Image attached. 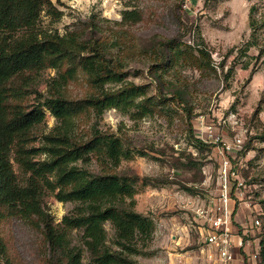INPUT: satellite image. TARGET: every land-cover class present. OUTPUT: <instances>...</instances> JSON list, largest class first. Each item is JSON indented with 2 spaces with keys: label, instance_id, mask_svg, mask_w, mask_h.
<instances>
[{
  "label": "rangeland",
  "instance_id": "obj_1",
  "mask_svg": "<svg viewBox=\"0 0 264 264\" xmlns=\"http://www.w3.org/2000/svg\"><path fill=\"white\" fill-rule=\"evenodd\" d=\"M52 1L63 16L54 25L45 17L44 27L53 26L60 33L80 28L85 38L109 43L115 55L126 44L132 52L125 63L126 83L146 86L154 98L159 90L150 71L149 53L160 41L177 38L206 48L213 59L216 71H202L182 62L164 75L163 90L169 97L182 90L183 104L165 103L154 114L139 119L110 109L101 120L77 121L79 138L88 137L98 126L145 155H136L120 168L139 178L136 210L151 218L156 227L144 254L133 258L136 264H223L203 242L196 211L217 197L225 158L231 163L234 235L246 245L235 250V260L228 264H264L260 256L264 239V0ZM132 10L141 13V21L119 24L123 13ZM93 25L99 29L93 31ZM56 76L53 69L43 71L33 84L34 91L46 96ZM90 87L80 74L64 93L82 100L92 93ZM36 98L37 94L30 95L25 104L32 106ZM185 109L192 110L191 117ZM56 124L47 112L44 124L36 129L34 145L39 146L42 136ZM14 168L24 182L27 176L15 163ZM89 168L97 170L95 163ZM42 204L55 225L75 207L60 202L47 189ZM105 228L113 240L111 225L107 223ZM1 233L15 264H47L48 245L41 231L27 221L9 217L3 221ZM80 237L73 232L75 243ZM256 252L259 257L254 260Z\"/></svg>",
  "mask_w": 264,
  "mask_h": 264
},
{
  "label": "trees",
  "instance_id": "obj_2",
  "mask_svg": "<svg viewBox=\"0 0 264 264\" xmlns=\"http://www.w3.org/2000/svg\"><path fill=\"white\" fill-rule=\"evenodd\" d=\"M62 16L52 0H0V264H15L1 233V225L9 217L25 220L41 231L48 245L47 264H84L86 254L87 264H136L133 258L144 254L156 227L151 218L136 210L139 178L120 168L136 155H145L98 126L88 137L79 138L77 121L101 120L110 109L139 119L154 114L165 103L183 104L182 90L170 97L163 90L164 75L182 62L202 71H216L213 59L206 48L177 38L160 41L149 53L150 71L159 90L154 98L146 86L126 83L125 63L132 54L126 44L115 55L109 43L85 38L80 28L60 33L53 26L44 27L45 17L54 25ZM141 19L139 11H125L119 24ZM97 29L93 25V31ZM47 69L55 70L57 76L44 96L34 91L33 84ZM80 74L92 93L73 100L64 90ZM111 84L122 85L111 89ZM34 93L35 103L27 106L25 99ZM185 110L191 117L192 110ZM47 112L57 124L35 146L36 129L44 124ZM14 163L27 176L24 182ZM94 163L97 170H90ZM44 189L55 193L60 202L75 204L61 224L55 225L43 208ZM107 223L114 230L111 241ZM73 232L81 234L77 243ZM261 246L264 259V239Z\"/></svg>",
  "mask_w": 264,
  "mask_h": 264
},
{
  "label": "built area",
  "instance_id": "obj_3",
  "mask_svg": "<svg viewBox=\"0 0 264 264\" xmlns=\"http://www.w3.org/2000/svg\"><path fill=\"white\" fill-rule=\"evenodd\" d=\"M230 161L225 158L222 163L220 191L217 197L211 199L206 206L196 211L201 224L200 233L203 242L215 253L223 264L235 260V250L242 249L245 240L234 235L235 205L230 186ZM260 222L256 220L258 225ZM259 253L253 255L257 260Z\"/></svg>",
  "mask_w": 264,
  "mask_h": 264
},
{
  "label": "crops",
  "instance_id": "obj_4",
  "mask_svg": "<svg viewBox=\"0 0 264 264\" xmlns=\"http://www.w3.org/2000/svg\"><path fill=\"white\" fill-rule=\"evenodd\" d=\"M235 220H236V215H235Z\"/></svg>",
  "mask_w": 264,
  "mask_h": 264
}]
</instances>
